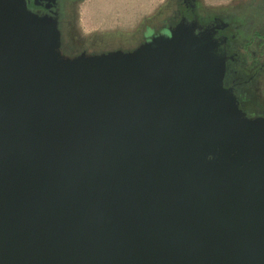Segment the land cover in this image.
<instances>
[{
  "label": "water",
  "instance_id": "obj_1",
  "mask_svg": "<svg viewBox=\"0 0 264 264\" xmlns=\"http://www.w3.org/2000/svg\"><path fill=\"white\" fill-rule=\"evenodd\" d=\"M59 39L0 0V264H264V118L221 87L211 35Z\"/></svg>",
  "mask_w": 264,
  "mask_h": 264
},
{
  "label": "flooded vegetation",
  "instance_id": "obj_2",
  "mask_svg": "<svg viewBox=\"0 0 264 264\" xmlns=\"http://www.w3.org/2000/svg\"><path fill=\"white\" fill-rule=\"evenodd\" d=\"M26 1L30 11L38 15L47 14L56 22L60 32L59 51L66 58H75L82 54L130 53L179 26L187 27L195 35L209 33L218 43L217 49L225 58L221 87L230 92L246 118H264L262 6L261 13L254 7L253 10L248 9V16L244 17L237 9L228 12L229 7H206L201 0H166L150 17L143 18L131 31H117L110 40L107 35L96 36L92 44H86V39L80 35L74 39L70 34L75 22L73 5L81 0ZM254 12L260 17L254 15ZM244 19H250L254 23L261 22V26L257 24L248 29L249 23Z\"/></svg>",
  "mask_w": 264,
  "mask_h": 264
},
{
  "label": "rangeland",
  "instance_id": "obj_3",
  "mask_svg": "<svg viewBox=\"0 0 264 264\" xmlns=\"http://www.w3.org/2000/svg\"><path fill=\"white\" fill-rule=\"evenodd\" d=\"M166 0H81L73 5L75 22L70 31L71 38L80 35L86 39V44H92L96 36L107 35L110 38L121 31H131L143 18L150 17ZM206 7H229V11L241 12L242 16H248V9L255 7L261 13L260 7H264V0H201ZM242 6V7H240ZM241 9H240V8ZM247 12V13H245ZM256 13V12H254ZM258 13L254 14L259 16ZM71 19V18H70ZM73 20V18L71 19ZM253 26H261V22L244 19ZM127 33V32H126ZM78 45V44H77ZM77 48V46H74ZM79 48V47H78ZM262 99V97H261Z\"/></svg>",
  "mask_w": 264,
  "mask_h": 264
}]
</instances>
